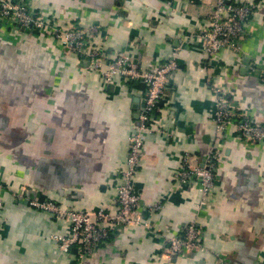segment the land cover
Segmentation results:
<instances>
[{"label":"crops","instance_id":"crops-1","mask_svg":"<svg viewBox=\"0 0 264 264\" xmlns=\"http://www.w3.org/2000/svg\"><path fill=\"white\" fill-rule=\"evenodd\" d=\"M25 1L36 12L55 14L63 26L100 24L94 42L111 58L125 51L149 70L175 54L180 70L151 118L154 131L143 134L135 175L151 230L114 233L91 260L80 262L76 250L63 252L54 239L69 234L68 224L13 194L27 189L67 208L114 212L145 85L123 78L107 85L101 72L58 41L0 20V264H166V240L191 223L202 228L206 251L176 258L178 264L264 263L263 143L228 130L217 149L216 193L204 209L198 182L180 186L175 179L187 154L201 166L217 144L219 86L264 124V0L254 1L240 53L226 51L215 60L197 37L212 22L218 0ZM157 203L162 209L148 215Z\"/></svg>","mask_w":264,"mask_h":264},{"label":"built area","instance_id":"built-area-1","mask_svg":"<svg viewBox=\"0 0 264 264\" xmlns=\"http://www.w3.org/2000/svg\"><path fill=\"white\" fill-rule=\"evenodd\" d=\"M255 0L248 3H234L230 0H218L214 17L210 25L201 29L197 39L210 60H215L219 54L226 51L240 53L241 39L245 33V24L254 12ZM0 20L11 22L20 33H45L51 39L61 44V49L74 54L86 62L90 70L101 72L107 85L113 84L116 78L127 82H143L145 98L139 113L136 131L129 139V155L125 169L119 177L114 199V212L99 209L95 211L67 208L58 201L40 199L31 196L29 190L15 192L17 201L25 200L29 206L53 215L69 226V234L55 236L57 244L63 252L76 250L80 262H88L96 252L109 244L114 233L128 231L131 228L144 227L151 230V220L146 218L142 208L140 195L135 184V175L140 166L144 142L143 134L154 131L151 128V118L160 109V104L170 87L172 75L180 70L176 55L164 64L143 70L138 60L125 51L119 52L114 58L108 56L103 48L97 47L94 37L100 33L102 26H81L74 22L65 26L58 23V18L45 11L33 9L25 0H0ZM231 91L226 86L216 88V124L217 144L211 150L203 165L195 164L189 154L175 175L178 185L185 186L192 181L199 184L201 200L199 208H206L213 202L218 181L219 149L221 141L225 140L228 130L239 138L251 143L264 144V124L258 123L252 116L239 110L235 101L230 98ZM215 141V142H216ZM218 149V150H217ZM4 188L0 185V191ZM2 202L0 203V207ZM162 209L157 203L147 208L148 215ZM204 232L199 224L191 223L179 235L166 240L164 253L166 264H178L176 258H190L205 253ZM264 264V263H260Z\"/></svg>","mask_w":264,"mask_h":264},{"label":"water","instance_id":"water-1","mask_svg":"<svg viewBox=\"0 0 264 264\" xmlns=\"http://www.w3.org/2000/svg\"><path fill=\"white\" fill-rule=\"evenodd\" d=\"M109 87H112V86H109ZM139 108H140V106H135V110L138 112V110H139ZM136 118L139 120V112L137 113V116H136Z\"/></svg>","mask_w":264,"mask_h":264},{"label":"trees","instance_id":"trees-1","mask_svg":"<svg viewBox=\"0 0 264 264\" xmlns=\"http://www.w3.org/2000/svg\"><path fill=\"white\" fill-rule=\"evenodd\" d=\"M42 34L47 35V34H45V33H42ZM47 36H48V35H47Z\"/></svg>","mask_w":264,"mask_h":264}]
</instances>
